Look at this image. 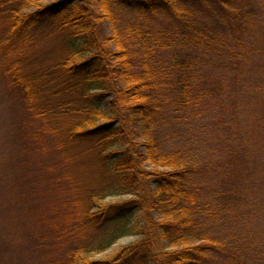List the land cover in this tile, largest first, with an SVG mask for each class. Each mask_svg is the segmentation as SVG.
I'll return each instance as SVG.
<instances>
[{
	"label": "trees",
	"instance_id": "1",
	"mask_svg": "<svg viewBox=\"0 0 264 264\" xmlns=\"http://www.w3.org/2000/svg\"><path fill=\"white\" fill-rule=\"evenodd\" d=\"M237 1L0 0V77L42 126L24 139L88 145L101 168L80 202L73 234L83 240L71 244L66 264H224L232 254L227 246L241 238L226 240L222 187H234L239 162L226 151L235 156L244 139L224 116L223 79L205 68L207 60L230 66L228 59L237 70L252 53ZM113 6L164 15L168 27L121 26ZM215 6L224 14L213 30L203 16ZM47 22L55 24L54 61L31 56L34 32ZM124 236L137 238L110 259L90 260Z\"/></svg>",
	"mask_w": 264,
	"mask_h": 264
},
{
	"label": "rangeland",
	"instance_id": "2",
	"mask_svg": "<svg viewBox=\"0 0 264 264\" xmlns=\"http://www.w3.org/2000/svg\"><path fill=\"white\" fill-rule=\"evenodd\" d=\"M55 1L59 0H43V3ZM237 2L236 6L243 10L242 24L248 31L252 53H243L246 61L239 64L237 70L228 59L225 62H230V66L218 60H207L205 68L213 80L218 75L223 79L224 116L228 115L232 130L244 139L237 146L235 156L231 150L226 151L233 158L238 156L239 162L234 187L228 184L222 187L226 193H223L224 203L229 201L230 204L221 221L227 232L226 240L241 239L236 245L227 246L232 254H225L221 261L224 264H264V0ZM113 9L121 18L119 25L124 27L141 20L158 29L168 27V19L161 14H136L116 6ZM222 13L216 6L206 11L203 18L210 22V29L222 28L223 21L219 25L216 22ZM53 25V22L44 23L34 32L32 57L39 60L43 54H49L42 58L56 60L54 44L49 40ZM106 27L109 28L108 24ZM32 120L22 101L16 100L11 92L8 96L6 84L0 77V264H66L71 244L73 247L83 240L82 236L73 234L80 202L83 196L85 201L91 187L97 185L101 168L88 145L58 148L60 141L52 135L36 138L29 134L24 139L26 133L42 127ZM32 160L34 170L30 167ZM35 160L41 168L39 172ZM231 161L232 158L228 169L232 179L234 163ZM34 182L35 192L31 189ZM23 192H27L26 198ZM127 198L129 195L111 196L105 202ZM136 238L124 236L105 252L93 253L89 258L92 261L110 259ZM41 243L43 246L38 248ZM242 246L247 247L249 253H243ZM217 259L214 256L212 260Z\"/></svg>",
	"mask_w": 264,
	"mask_h": 264
}]
</instances>
